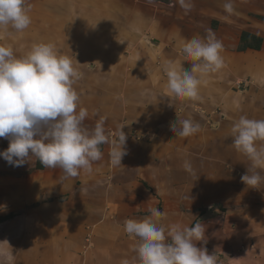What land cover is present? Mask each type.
<instances>
[{
  "label": "crops",
  "instance_id": "1",
  "mask_svg": "<svg viewBox=\"0 0 264 264\" xmlns=\"http://www.w3.org/2000/svg\"><path fill=\"white\" fill-rule=\"evenodd\" d=\"M143 1L27 0L30 6L28 13L31 17L30 26L22 32H15L10 27L3 29L7 34L12 35L16 41H21L24 53H29L34 45L48 43L54 45L55 50L61 55L68 54L74 69L81 74V77L73 84V88L79 96L77 111L81 107L88 111L86 120L93 119L91 121L96 123L100 117H104L109 127H115L119 124L126 128L130 119L125 121L121 119L125 123L123 124L118 121V116L121 118L125 114L133 116L135 111H139L141 112L140 116L143 115L147 122L156 123V127L163 128L159 129L160 136L155 141L156 143L150 145L149 148L152 149L148 156L144 153V146L142 149L140 148L142 157L139 160H137L138 157L134 160L133 155L128 154L129 156L123 157L120 167L109 165L108 168H96L93 165V171L90 174L82 171L77 177L67 180L61 179L63 172L59 168L54 173H47L46 177L49 179L45 182L48 183L47 188H50L48 196L65 197L66 202L71 203L74 208L67 209L62 202L41 206L43 211L40 218L42 219L46 213L45 216L50 218V223L49 220L39 221L40 225L48 227H42L45 228V231L43 230L40 236L34 234L36 238L40 237L41 239H39L38 246L33 243V245L23 243L19 248L16 246L12 248L20 250L17 254L13 253L12 264H34L33 259H36L35 264H82L83 261L95 264L101 262L99 258L106 256L109 249H106L101 242L113 237L115 231L119 229V224L128 219L126 218V211H129V207L134 212L137 207L145 210L147 206H152L153 203H149L151 193L143 191L145 188L142 183L149 184L153 193L161 198L168 197L166 199L170 201H166V206L162 205L165 207V210L162 211L164 215L159 219L154 218V222L158 226H164L167 229L168 226L174 224L192 226L196 222H201L207 230V220L199 217L200 214L207 212L205 208L207 209L214 204H222L229 198L234 199V196L237 195L235 192L241 185V177L247 174V171L249 175L258 172L264 177V167L254 168L252 161L238 152L232 145L231 132L234 123L241 116L249 119H264L263 40L259 50L246 49L241 52L233 50L230 54L224 55L225 48L223 47L221 55L224 59V67L214 73L217 78L211 74V77H205L201 81L199 99H196L201 112L195 116L191 115L193 111L189 108L194 100L187 99L189 100L186 104L187 111L186 113L182 112L181 116L179 115L181 120L190 119L199 123L200 131L190 137H176L173 132L169 131L171 122L177 119L176 113L170 122L167 119V114L161 113L157 106L149 107L142 104L141 108L130 110L127 106L123 107L122 102H128L130 97H126L124 94L121 96L115 87L117 83L125 82L127 79L125 76L122 80L124 75L119 76L118 74L120 63L123 60L119 59L120 50L115 48V41L121 40L125 36L127 41L133 33L136 35L135 32H137L140 35L144 29L148 28L149 30L153 20L157 21V16L169 17V14L174 12L171 9L178 3L176 0H169L171 1L169 6L157 4L154 5L155 11L153 13L144 14ZM144 2L148 4L153 1L145 0ZM39 5L41 12H36L34 7ZM160 7L168 14L159 13ZM150 16H152V21L148 22L147 18ZM169 18L172 19V17ZM261 20L264 18L261 17ZM168 24V33L174 32L175 27L170 26V23ZM249 33L262 37L258 33L255 34V31H249ZM118 35H121L120 39L113 38ZM53 39L54 42H52ZM58 39L63 43L62 45L57 43ZM154 49V45L148 49L147 55L151 60L154 59V54L151 52ZM170 51L166 50L162 56H159L160 63L158 62L155 67L151 66V63L149 64L144 56L141 57L140 55L133 58L135 73L138 74V77L137 75L132 76V78L136 77L137 80L131 81V83H139L141 88L135 93L137 98H139L138 93L143 96L145 91L151 89L158 95H162L161 97H165L156 105H161L167 99H175V95L167 87V76L162 73L163 67L166 62L171 61L178 68L184 67L187 70L190 69L191 62L185 57H176V51ZM115 69L117 70L115 71ZM112 70L115 71L113 75L110 74ZM229 73H232L235 79L248 80L245 83V88H249L246 93L228 88L227 84L232 83L228 76ZM224 77L226 78L225 82H223ZM128 89L127 91H130L131 86ZM115 94H118L122 100L118 98L115 100ZM112 100L115 102H111L110 105ZM134 117L138 118V115L134 114ZM95 123H93V127ZM195 137L199 138L196 139ZM261 143L264 142H257L258 146ZM106 148L107 144L102 145L104 151ZM151 158L153 159L150 160ZM145 161L148 162L145 163ZM185 161L191 163L192 173L185 170ZM46 169L43 167L39 173L47 171ZM138 173L142 176L140 177L141 183L132 181L137 178L136 174ZM43 175L45 176V174ZM81 180L84 184L77 187V182ZM261 183L258 186V196L260 197L258 205L256 206L254 200L241 210L244 209L248 213L252 212L254 216L255 213H258L264 218V181ZM85 184L87 187L84 186ZM171 189L172 192L164 196V192ZM177 192L178 195H176ZM185 193H187L186 197ZM239 194H241L240 191H238ZM253 194L256 196V191H253ZM131 195L135 196L137 203L134 207H131L128 201ZM180 199L184 205L180 203L177 205L180 209L175 208V204ZM144 203L146 204L144 205ZM105 205L117 206L118 210L120 209V217L116 216L117 220L114 218L113 223L110 222V224L107 222L97 224L99 221H103V212L107 211ZM71 206L69 205L68 208ZM198 208L201 209L200 213ZM239 209L232 211H239ZM215 211L218 210L215 209ZM222 216L220 218H224L223 220L228 217V215ZM54 217L57 218L53 226L55 228L51 227V221ZM131 217L135 216L131 215ZM137 217V220L142 219V216L137 215ZM21 218L26 220L27 216L25 214L20 217L14 216L0 222V226L22 224ZM121 218L125 220H120ZM87 236L90 237V243L93 242L92 245L88 242ZM42 237L46 239L43 240ZM35 240L33 238L32 241ZM87 243L91 245L90 251L94 250L89 260L90 252L85 254V258L80 255ZM114 250H116L115 247ZM119 250L122 251L121 248ZM7 252L12 253L11 250Z\"/></svg>",
  "mask_w": 264,
  "mask_h": 264
},
{
  "label": "clouds",
  "instance_id": "2",
  "mask_svg": "<svg viewBox=\"0 0 264 264\" xmlns=\"http://www.w3.org/2000/svg\"><path fill=\"white\" fill-rule=\"evenodd\" d=\"M189 12L191 0H178ZM226 13L234 12L232 0L223 4ZM27 0H0V29L22 32L31 24ZM223 44L209 29L203 38L184 42L182 51L191 63L190 69L177 67L168 61L163 67L167 87L176 97L199 99L203 78L224 67ZM77 63H79L76 60ZM80 64V63H79ZM81 77L71 58L58 54L52 44L34 45L24 57L17 58L11 47L0 46V138L9 139V147L0 152L10 166H23L38 159L44 168H59L62 180L93 171V164L103 157L101 145H110L109 158L113 167L122 166L127 151V135L120 126L115 138L105 133V118L100 117L91 129L84 126L86 108H78L79 96L73 84ZM170 129L176 137H190L200 131L199 123L177 118ZM232 145L244 154L253 167H264V119L241 116L232 129ZM32 154L31 157L29 154ZM184 168L192 173V165ZM264 181L258 172L241 177V182L256 188ZM159 194V193H158ZM150 216L142 220L127 219L124 231L133 238L139 264H217L215 254H208L197 242L205 239V225L158 226L161 218L157 208H149ZM14 254L0 250V264H12ZM122 264H129L128 260Z\"/></svg>",
  "mask_w": 264,
  "mask_h": 264
},
{
  "label": "rangeland",
  "instance_id": "3",
  "mask_svg": "<svg viewBox=\"0 0 264 264\" xmlns=\"http://www.w3.org/2000/svg\"><path fill=\"white\" fill-rule=\"evenodd\" d=\"M144 1V4L142 5L144 14H148V12L153 13L155 11L154 5L159 4L162 6H169V2H171L169 0H151L153 2L147 4V2ZM176 2H178V0H176ZM191 2L193 6L189 12L185 13L179 3H177L171 9L174 10L173 14H169V17H172V19L169 17H164L163 15L157 16V21L153 20L152 27H150L149 30L148 28L144 29L140 35H138L139 33L137 34V32H135L136 35L133 33L131 38L127 41L125 40L126 36L122 37L121 40L115 41V48L120 50L119 59L123 60V62L120 63V71L118 74L119 76L124 75L122 80L125 76H127V79L125 78V82L122 81L123 83H117V86L115 85V87L121 96L124 94L126 97H130L128 102L122 101L123 107L127 106V108L132 110L133 108H141L142 104L143 106L149 107L152 105L153 107L157 106L161 113L167 114V119L170 122L174 118L175 113L178 115L177 118L181 120L180 114H182V112L186 113V109L188 108L186 104L189 100L176 96L175 99H167V101L165 100L161 105H156L159 101L165 99V97H161L162 95H158L151 89L150 91H145L143 96L138 93L139 98H137L135 93L141 90L140 84L131 83V81L135 82V80H137L136 77L132 78V76L137 75L138 77V74L135 73L134 69V57L140 55L141 57L144 56L147 62L149 61V64L151 63V66L153 67L158 64L160 61L159 56H162L166 50H171L170 52L176 51V57L178 58L185 57L182 51L184 42L192 39L193 37H205L209 29L215 34L218 40L220 39L224 45V55L230 54V52L233 50L239 51V41L237 42V40L240 39L243 32L251 34L249 31H255V34L258 33V35L262 36L261 38L264 44V20H261V17L264 18V0H232L234 4V12L231 14L224 11L223 4L225 3V0H191ZM160 9L161 10L159 13H167V11L163 10L162 7H160ZM34 10H36V12H41L40 5L35 6ZM39 15L41 16V14ZM41 17H43V15ZM147 21L151 22L152 16L148 17ZM168 23H170V26L175 27L174 32L168 33ZM113 38L120 39L121 35L115 36ZM52 42H54V39ZM244 42L250 43L251 41L248 37H246ZM57 43L61 45L63 44L59 39L57 40ZM151 45H154L155 47V49L151 51L154 54V59H152L153 61L147 55L149 53L148 49ZM0 46L11 47L14 55L17 58L24 57L28 54L24 53L21 41H16L12 35L7 34V32H5L3 29H0ZM58 54L61 55V53ZM64 54L62 55H68ZM162 61L163 59L161 60V65ZM113 70L112 73H110L111 75H113L117 69H115V71ZM162 73L165 74L164 71ZM213 75L214 74H212V76ZM228 76L232 81V83L227 84L229 89L231 88L232 90H240L246 93L249 88H245V83H247L248 80L241 81V79H235L232 73H229ZM225 81L226 78L224 77L223 82ZM129 86H131V89L130 91H127L129 90ZM116 98L121 99L118 97V94H115L114 99L116 100ZM196 101L198 100H194L189 108V110L191 109V111H193H190L191 115L193 116L201 112ZM111 102L114 103L115 101H110V105L112 104ZM134 114L138 115V118H135ZM140 114L141 112L135 111L133 116L128 114H125L122 118L118 116V121L123 124H125L124 121L126 119H130V121L127 123V127L123 128V131L127 135L126 146L128 154L133 155L134 160L136 157H138L137 160L142 157V146L145 148L143 149L146 156H148V153H151L152 148L150 149L149 147L150 145H153V143H156L155 141L159 139V129H163L162 127L160 128V126L156 127V123L152 124V122H147L144 116H140ZM121 119L124 121H121ZM91 120L88 121L85 119L84 126L86 128L91 129L89 126L93 127V123L95 122ZM117 127H120V125L117 124L115 127H109L108 123L105 122V133L110 135V138H115L114 134L118 130ZM169 131L172 132L171 129H169ZM8 147L9 139L0 138V152L5 151ZM101 150L103 153L102 159L95 162L93 165H95L96 168H108V166L111 165L109 158L110 145L107 144L105 151L102 149L101 145ZM29 155L31 157L32 154L30 153ZM147 158L149 159V157ZM152 159L153 158L150 160ZM147 162L148 161H145V163ZM43 167L44 166L39 162V160L35 159L34 157L20 167L10 166L2 157H0V217H5L7 215H12V217H20L24 214L27 216L26 220L21 218V220H23L22 224L16 223V225L7 224L0 226V250L5 252L11 250L12 253L17 254L20 252V250L12 249L14 246L19 248V246H21L23 243H28V245L36 244L38 246L40 237L36 238L35 235L40 236V233H42L43 230L45 231V228L42 227H48L40 225L39 221L49 220L50 223V218L45 216L46 213L42 219L40 218V215L43 211L41 206L54 202H62L64 203L65 208H74L71 206V203L66 202L65 197L48 196L50 193V188H47L48 183L45 182L49 179L46 177V175L47 173H54L58 168H47V171L39 173V170ZM43 174H45V176ZM140 175L141 174L139 173L136 174L137 178L133 179L132 181L141 183L142 181L140 177L142 176ZM39 178H41V181H39ZM23 179L25 180L23 181ZM81 184H84L82 180L78 181L76 186L80 187ZM241 185L237 192H235L237 195L234 196V199L229 198L222 204L219 203L211 205V208H205V211H207L205 214H200L199 216L200 218H204L208 221H206L208 228L205 231L206 243L204 241L197 242V247H205L208 254H215L217 257V264H264V218H262V216L258 213H255L254 216V213L252 212L248 213L244 209L243 211L241 210V208L246 207V205L254 202V200L256 206L258 205L260 199L258 196L259 187L252 188L251 186H247L242 182ZM84 186L87 187L86 184ZM142 186L145 188L143 191H148L151 193V199L149 200V203L153 204L151 207L147 206L145 210L139 209V207H137L134 212L129 207V211H126V218L128 219L132 218L137 220V215L142 216V219L144 216H150L151 214L149 212V208H157L162 212L165 210V207H162V205L166 206V201H169L166 199L168 197L161 198L159 195L153 193L151 190L152 188H149L151 187L149 184L142 183ZM32 189L34 191H31ZM238 191H240L241 194L238 195ZM253 191H256V196L253 194ZM169 192H172V189L168 192H164V196H167ZM176 195H178V192ZM186 196L187 193H185V197ZM128 201L130 202L131 207H134L137 204L134 195L129 196ZM180 203L184 205L182 199H180L175 204V208L180 209V207L177 206ZM145 204L146 203H144V205ZM69 205L71 208H68ZM238 208H240L239 211H232L233 209ZM105 209H107V211L103 212V221H99L97 224H105L106 222L110 224V222L113 223L114 218L116 219V216H118V218L120 217V209L118 210L117 206L107 205ZM215 209L218 211H215ZM200 210L201 209L198 210L199 213ZM131 215L135 217H131ZM221 215H223L222 217H226L228 215V217L227 219L223 220L224 218H220ZM142 219L139 218V220ZM56 220L57 218L55 217L52 219L51 227L54 226ZM120 220L125 219L121 218ZM124 222L125 221L119 224V229L115 231L113 237L104 240L105 243L101 242L102 245L106 247V249L109 248L108 254L99 258V261L101 262H97L95 264H122V261L124 260H128L129 264H139V260L136 258L137 254H135L136 242L124 231ZM87 235L90 234L87 233ZM33 238L36 240L32 241ZM42 239L44 240L46 238L42 237ZM87 239L90 243V237L87 236ZM92 243L90 244L92 245ZM91 245H88L87 243L84 246L83 251L80 253L82 258H85V254L87 255L89 252L88 260L91 258V253H94V250L90 251ZM113 246L116 248V250H114ZM120 248L122 251L119 250ZM33 263H36V259H33ZM82 264L89 263L87 261L86 263L83 261Z\"/></svg>",
  "mask_w": 264,
  "mask_h": 264
},
{
  "label": "trees",
  "instance_id": "4",
  "mask_svg": "<svg viewBox=\"0 0 264 264\" xmlns=\"http://www.w3.org/2000/svg\"><path fill=\"white\" fill-rule=\"evenodd\" d=\"M248 37L250 39V43H245L244 40ZM262 44V39L256 35H251L246 32H243L239 39V51H244L246 49H252V50H259ZM12 217V215H7L5 217H0V222L5 221Z\"/></svg>",
  "mask_w": 264,
  "mask_h": 264
}]
</instances>
